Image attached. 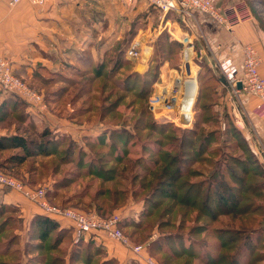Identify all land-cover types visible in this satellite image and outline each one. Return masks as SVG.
<instances>
[{
    "label": "rangeland",
    "instance_id": "rangeland-1",
    "mask_svg": "<svg viewBox=\"0 0 264 264\" xmlns=\"http://www.w3.org/2000/svg\"><path fill=\"white\" fill-rule=\"evenodd\" d=\"M218 1L220 6H224L221 5L222 0ZM239 1L244 2L256 26L264 33V0ZM82 6H88L85 10L96 23L92 27L93 31L99 35L100 31L106 32L102 49L110 51L109 61L117 59L115 53L118 51H122L124 59L130 61L126 52L133 43L152 38V46L147 45L148 41L143 44L144 51L146 48L150 49L146 63H142L141 59L134 61L135 65L131 60L134 65L131 63L115 71L117 68L112 67L113 62L101 74L94 72L74 87H49L45 92H40L27 84L42 97L44 108L47 105L51 110L54 109L55 113L72 115V120L79 124L103 122L120 125L117 129L109 128L103 138L106 144L114 145L96 146L94 149L90 145L81 147V144H78L79 147H72L68 136L59 135L57 152L49 149L48 156H25L22 150L9 145L5 151L0 152V172L17 179L34 191L54 189V195H46V200L55 208H72L103 218L126 215L125 218L131 221L141 222L144 227L147 225L144 229L126 224L122 231L135 246H143V254L152 258L156 264H264V178L260 176L263 167L255 162L257 160L245 150L244 142L232 132L231 125L236 126L234 115H226V111L222 110L224 105L228 106L227 101L223 100L220 107H215L220 102L218 86L222 74L218 69L215 71L214 67L216 60L219 64L222 60H218L211 49V39L208 41L204 35L199 37L194 36V33L190 39L194 46L191 65L197 72L196 83L199 84L194 105L198 94L201 93L199 104L197 103L196 107L192 105L194 109L192 108V118L189 117L190 124H182L181 120L177 119V111H158L155 114L150 109V100L155 90L159 91L167 85L173 87L175 78H182L185 74V71L180 69L186 49L184 44L176 42L167 32L160 35L161 41L160 38L157 41L155 34L150 37V32L147 35L140 31H145L148 26H151L152 30L157 28L163 14L161 10L146 0H87ZM172 17L178 19L175 14ZM143 36L144 38L140 39ZM97 42H100L99 37ZM157 62L161 67L158 70L159 77L155 78ZM136 66L140 71H136L139 77L133 75ZM149 68L150 74L144 76ZM148 89L150 95L141 99L139 93L143 92L145 95ZM52 92L59 94V98L52 101L49 98ZM181 96L182 94L180 98ZM186 103L184 102L185 106L189 104ZM196 115L202 116L196 119ZM12 122H15V119H12ZM195 122L202 129L197 140H193L191 135L184 136L185 131L194 128ZM23 124L17 126L18 129L20 126L23 129L21 135H27L30 141H40L39 136L45 131L44 127L37 130L33 122ZM153 126L157 128L154 129ZM236 128L241 131L238 126ZM226 129H229V133L224 136ZM113 130L120 131V134H113L111 137L110 132ZM218 130H221V134H218ZM208 134L213 136L208 150L199 156L198 152L190 147L194 142L202 141L203 137L207 138ZM64 137L67 139L62 142ZM46 140L50 141L51 138L47 136ZM182 141L185 142L183 151ZM157 147L162 149L161 154H164L165 158L174 161L173 168L176 169V166L180 165L190 171V175L182 178L181 182L187 184L213 182L216 168L214 161L224 160L223 154H235L236 159L229 160L227 164L234 169L246 165L250 170V183L258 185L257 192L260 193L256 196L247 193L248 200L241 202L239 206L240 209L248 205L252 208L241 216L220 215L219 208L214 203H223L224 197L213 190L212 193L216 196L210 197L208 201L209 185H205L201 189L198 203L193 207L176 204L171 211L164 214V210L173 204L166 198L157 209H151V202L144 203L145 198L152 193V188H142L143 179L149 175L142 165L154 163L160 158L154 155L152 150H157ZM82 148L91 152L85 155ZM214 150L216 153L210 154ZM16 156H24L25 160L20 162L15 159ZM121 156L123 160L120 162H123L120 163L118 159ZM194 160L201 162H192ZM92 162H95V166L90 165ZM87 169H90L89 174H86ZM225 180L228 185L235 187L234 179L226 176ZM166 190L173 192L169 187ZM7 192L0 189L1 197ZM119 192L122 195H114ZM152 200L161 201L162 198L157 195ZM114 201V209L107 207ZM224 204V207L232 208L234 203ZM257 205L262 206L255 212ZM7 207H11L10 210L2 211ZM24 207V203H0V264H101L110 259L114 261L111 264H122L121 259L109 256L104 245L99 241L95 242L96 240H89L92 243L90 246L80 245L74 243L71 234L59 235L55 231L44 243L40 240L42 231L35 222L38 214L31 217ZM145 211L151 216H143ZM157 239L163 247L157 245L156 249V246H151L150 243ZM163 248L170 249L173 256L164 254ZM181 248L186 252L180 254ZM222 255H225L223 259ZM133 262L139 264L137 260Z\"/></svg>",
    "mask_w": 264,
    "mask_h": 264
},
{
    "label": "crops",
    "instance_id": "crops-1",
    "mask_svg": "<svg viewBox=\"0 0 264 264\" xmlns=\"http://www.w3.org/2000/svg\"><path fill=\"white\" fill-rule=\"evenodd\" d=\"M84 1L87 0H44L43 4H35L33 0H24L16 7H9L5 1L0 0V58L8 59L14 74L40 92H45L49 87L54 89L76 86L79 81L102 68L108 53V50L102 49L103 36L106 32L100 31L99 35L93 31L92 27L96 23L85 10L88 6H82ZM221 2H223L221 5L226 7L228 3L242 1ZM161 15L160 26L154 30L148 26L145 31H140L147 35L150 32V37L155 34L156 40L162 33L167 32L181 45L186 36L192 38L193 33L199 37L204 35L207 40L211 39V49L218 60L231 58L237 63L241 62L243 46L252 45L262 58L261 73L264 75V33L258 29L252 18L239 22L232 30H227L201 13H193L187 19L175 14L178 18L176 20L172 17L174 14ZM96 36L100 42H97ZM142 38L144 36L140 39ZM145 41L152 43V38ZM138 66L135 67V71H138ZM218 88L220 102L215 107H220L223 100L227 101L228 106L224 105L222 110L226 111V115H234L236 126L249 140L264 167V116H257L254 113L259 104L258 99L241 91L232 94L222 81L219 82ZM55 94L52 92L49 97L52 101L60 96ZM12 119H15V122H12ZM29 122H33L37 130L44 127L55 135L68 136L83 146L86 139L98 138L109 128H119L103 122L79 124L72 120V115H60L47 105L45 108L32 106L21 97L0 87V139L21 136L23 129L21 126L18 129L17 126L24 125L23 123L27 125ZM7 191L5 196L0 195V203H24V208L31 217L37 214L44 215L35 204L27 201L22 195ZM54 220L60 223L62 229H67L72 234L70 221L59 218ZM92 236L95 242L99 241L104 245L109 256L118 257L122 264L140 261L133 251L109 239L103 233Z\"/></svg>",
    "mask_w": 264,
    "mask_h": 264
},
{
    "label": "built area",
    "instance_id": "built-area-1",
    "mask_svg": "<svg viewBox=\"0 0 264 264\" xmlns=\"http://www.w3.org/2000/svg\"><path fill=\"white\" fill-rule=\"evenodd\" d=\"M9 7H16L24 0H3ZM150 4L156 9H160L163 14H176L182 19H187L193 13H201L223 26L227 30H231L236 24L246 19H250L251 13L246 9L244 2L231 3L226 7L220 6L218 0H149ZM35 4H43L44 0H33ZM191 38L186 36L182 43L185 46L184 59L180 66L181 71H185L184 77L180 78L182 82L181 91H179L176 79L173 81V87L170 85V93L166 91L155 90V94L150 100V109L157 114L161 111H177L178 120L184 115L192 118V113L187 114L182 111L184 101L188 96L187 82L191 79V61L194 58V46ZM150 43L147 42V45ZM191 49L193 55L190 63L185 59L187 50ZM143 47L137 42L133 43L127 51V57L132 61L144 60ZM144 64L146 61H142ZM262 58L258 50L252 45H246L242 48V59L237 63L231 58L225 59L220 64L215 65L221 72L220 81L226 85L232 94H238L240 91L248 96L256 97L259 101L254 113L257 116H264V75L261 73ZM197 73V72H196ZM238 84L242 85V89H238ZM197 92L199 84H197ZM163 86L161 88L167 87ZM0 87L10 93H13L32 106H43L42 97L21 78L14 74L10 61L6 58H0ZM178 93V94H177ZM180 94H182L180 98ZM198 98V97H197ZM196 104V103H195ZM179 105L180 108L178 107ZM195 107V105H194ZM179 109V110H178ZM194 109V108H193ZM168 113V112H167ZM0 189H6L22 195L30 203H34L40 211L47 217L52 219H66L72 223L73 241L79 244L81 241L88 239L89 235L103 233L109 239L121 244L123 247L129 248L137 257L140 258L142 264H156L155 261L143 254V246H135L128 237L123 233L120 225L123 217L115 215L111 218H103L96 214H87L72 208L58 209L51 206L47 200V190H31L23 183L0 172Z\"/></svg>",
    "mask_w": 264,
    "mask_h": 264
},
{
    "label": "trees",
    "instance_id": "trees-1",
    "mask_svg": "<svg viewBox=\"0 0 264 264\" xmlns=\"http://www.w3.org/2000/svg\"><path fill=\"white\" fill-rule=\"evenodd\" d=\"M163 37V36H162ZM160 36L158 37L157 41L159 40ZM163 40V38H162ZM156 41V43H157ZM161 41V38H160ZM163 42V41H162ZM162 44V43H160ZM128 51V50H127ZM109 54L110 51H108L107 56L102 64V68L97 69L96 73L97 74H101L103 72V70L108 69L109 65H111L114 62V65L112 66L113 68H117L115 69V71L119 70L122 66H126L131 64L132 62L124 59V53L122 51H118L117 54V59H110L109 61ZM127 55V52H126ZM106 62V63H105ZM121 63V64H118ZM133 64V63H132ZM134 65V64H133ZM160 64L157 62V65L155 67V74L154 77L157 78L159 77V69H160ZM114 70V69H113ZM136 71H134V76L139 77L140 75H138L136 73ZM141 74V73H140ZM150 74V68L146 71L144 76H147ZM143 76V75H142ZM111 77V76H109ZM108 77V79H109ZM205 77V76H203ZM112 79V77H111ZM219 81V80H217ZM220 82V81H219ZM200 92V91H199ZM201 93V92H200ZM200 93L198 94V98L196 101V104H199V98H200ZM149 94V89L147 91V94L143 95V92L139 93V96L142 97L141 99H144V97H147ZM195 104V107H196ZM208 106L206 107V109L208 110ZM202 115H196V119L197 117H201ZM111 125V124H110ZM111 126H120V125H111ZM232 132L236 133V135L241 139L242 142H244L245 144V150H247L248 153H250L254 158L256 163H258L259 165H261L263 167V165L259 162V159L257 157V155L255 154V152L253 151L250 142L248 139H246L243 135V133L241 131H239L236 126H232ZM152 128H157L155 126H153ZM201 128L200 125L194 124V128L192 130H187L184 132V136L185 135H191V137L197 140L199 133L201 132ZM221 131V130H220ZM220 131L218 130V134L220 133ZM214 132V133H217ZM229 133V129H226L225 133L223 134L224 136H227ZM107 134V132L103 133L102 135H100L98 137V139H94V138H89L85 140V145H81V147H86L87 145L92 146V149H94V147L96 146H113L114 143H110V144H106L105 140L103 139L104 136ZM113 134H120V131H115L113 130L112 132H110V135L112 137ZM221 134V133H220ZM210 135V136H209ZM51 138V140L49 141H45V137ZM57 136L59 135H55L54 133H52V131L49 130H45L43 132V134H41L40 137V141L36 142V141H30L28 140L27 135H21V136H15V137H10V138H1L0 139V152H3L7 149V147L9 145H13L14 148L16 149H20L22 150V153L25 154V156H34L36 154L38 155H43V156H48L47 152L49 151V149L52 152H57L58 147L56 145H59V141H57L59 138H57ZM102 136V137H101ZM201 136V135H200ZM212 134H208L207 138L203 137V140L201 141H196V143L192 144V146L190 147L191 150H196L199 154V156H202V154L204 152H206L208 150V144H210V141L212 140ZM65 139L67 138H62V142L65 141ZM70 141V146H74L76 145L77 147H79L76 141H73L71 138H69ZM113 141V140H112ZM94 142V143H93ZM200 142V143H199ZM158 148V147H157ZM181 148L182 151L185 148V142L182 141L181 143ZM231 148V147H230ZM89 149V147H88ZM88 149H84L82 148V152L87 155L89 151ZM88 150V151H87ZM154 152V155L159 156L160 158L155 161L154 163H149L148 165L144 166V169H146V171L148 172L149 175L146 176V178L143 179V183H142V188H152V193H150V196L145 198L144 203L147 204V202H151V209H157L161 203L167 198L169 201L173 202V204L169 205V207H167L164 210V214L168 213L169 211L172 210V207L175 206L176 204H182L186 207H193L198 203V200L201 196V189L205 186V185H209L208 187V198L207 200H210V197H215L216 195L213 194V190H215L216 194L222 195L224 197V202L227 203H234L232 206V208H227L224 207L225 204L224 202H217L214 203L216 207L219 208L218 213L220 215H226V214H238L239 216L246 214L251 208V205H248L247 207L244 208H239L241 202L247 201L248 200V194H251L252 196H256L258 195L260 192H257L258 190V185L256 183H250V179H249V175H250V170L247 168L246 165H243L242 168L237 167V169L232 168L230 165H228V161L229 160H233L236 159V155L235 154H223V159H218L216 162L214 161V166L216 167L214 169V180L213 182L207 184V182L205 181H200L194 184H187V182L185 183H181L182 182V178L190 175V171L187 169H184L183 166H176V169L173 168L174 167V161H172L171 159H169L168 157L165 158L164 154L162 153V149L159 147L157 150L156 149H152ZM216 150L213 151V153L210 152V154H215ZM182 153V152H181ZM121 157H119V162L121 159ZM16 160L18 159L20 162H23L25 160L24 156H16L15 158ZM200 160H194L192 162H197ZM123 162V161H121ZM120 162V163H121ZM201 162V161H200ZM212 164V163H211ZM90 165L95 166V162H92ZM81 166H83V164H81ZM162 166V167H161ZM161 167V168H160ZM90 169H87L86 174H89ZM198 172V171H196ZM200 172V171H199ZM202 174V172H200ZM101 174V173H99ZM196 174V173H195ZM150 175L151 178H148ZM259 175V174H258ZM226 176H228L229 178L234 179L235 183V187L234 186H230L228 185L226 179ZM260 176H262V178H264V167L262 170V175L260 174ZM109 181V179H107ZM216 184V186L214 187V185ZM172 188L173 192H168L166 190V188ZM55 193V190H47V196L52 197ZM115 196H120L122 195L121 192L119 193H115ZM160 196V198H162L161 201H153L152 198L155 196ZM261 197V195H259ZM250 202V201H249ZM116 201H114V203H112V205H108L107 207L109 208H115L116 206ZM208 205V204H206ZM262 205H257L255 208V212H257V210L259 211L261 209ZM6 208V207H4ZM11 207H7V209L2 210V211H7L8 209L10 210ZM146 210V208H145ZM215 212V211H214ZM147 213L149 212H144L142 213L143 216L147 215ZM212 213H209V215ZM150 215H147V217H150ZM37 218V219H36ZM35 218V222L38 223L39 229L42 231V237L40 238L41 241H43L44 243L46 242V240L50 237V235L52 233H54L55 231L58 232L59 235H62V233L66 236H68L70 233L66 230V229H62L60 226V223L57 220H54L52 218H49L47 216L44 215H37V217ZM34 222V221H33ZM32 222V223H33ZM126 224H130L129 226L134 227V228H143L144 225L141 222H136V221H131L128 218H123L122 222H121V229H123V227L126 226ZM147 227V225L144 227V229ZM93 235V234H92ZM89 235L88 240H83L81 241L79 244L80 245H86L87 246L90 244H92L89 240H93V236ZM72 238H73V232L71 234ZM191 236V235H189ZM59 236L57 237L58 240ZM181 238V237H180ZM182 238L185 239V237L183 236ZM56 240V241H57ZM186 240V239H185ZM59 241V240H58ZM57 241V242H58ZM159 241L160 240H156L153 241V243L151 246H156L157 249V245L159 247H163L159 245ZM93 242V241H92ZM192 243V241H190ZM149 245V249L151 247ZM190 245H188L189 247ZM185 247L186 244H185ZM169 248V247H168ZM100 251H103L102 248H99ZM180 254H182L183 252H186V250L184 249H180ZM164 254L166 255H170L173 256V252L170 251V249H164L162 251ZM8 253H6L7 255ZM217 257V256H216ZM225 257V255H222V259ZM174 258V257H173ZM219 258V256L217 257ZM139 262V264H141V262L139 260H137ZM56 262V261H54ZM113 259H110L108 261H104L101 264H111L113 263ZM131 264H134V262H132Z\"/></svg>",
    "mask_w": 264,
    "mask_h": 264
},
{
    "label": "bare ground",
    "instance_id": "bare-ground-1",
    "mask_svg": "<svg viewBox=\"0 0 264 264\" xmlns=\"http://www.w3.org/2000/svg\"><path fill=\"white\" fill-rule=\"evenodd\" d=\"M145 41V40H144ZM144 41H142V40H138L137 41V44L140 46L141 45V47H143V44H144ZM146 49H148V50H146ZM145 49V51H144V48H143V52H144V60L146 61L147 60V57L149 56V48H146ZM188 52L186 53V55H187V59H186V61L188 62V63H190V59H191V56H192V51H191V49L189 50H187ZM186 57V56H185ZM191 79L190 80H188V82H187V89H188V96H187V98H186V100L184 101V102H187L186 104H188V105H183V107H182V111L184 110V112H186L187 114H191V112H192V108H193V106H194V104H193V102L195 101V98H196V95H197V83H196V77H197V74H196V71H195V69L191 66ZM176 83L178 84V87H179V91H181V88H182V83L180 82V79L179 78H177L176 79ZM161 90L160 91H166V92H169L170 93V86L168 87H164V88H160ZM193 105V106H192ZM185 117H189V115H185Z\"/></svg>",
    "mask_w": 264,
    "mask_h": 264
},
{
    "label": "water",
    "instance_id": "water-1",
    "mask_svg": "<svg viewBox=\"0 0 264 264\" xmlns=\"http://www.w3.org/2000/svg\"><path fill=\"white\" fill-rule=\"evenodd\" d=\"M238 89H242L241 84H238ZM190 122H191V119L189 117H185V115L181 117L182 124H190Z\"/></svg>",
    "mask_w": 264,
    "mask_h": 264
}]
</instances>
